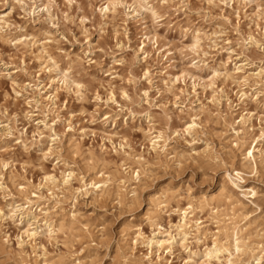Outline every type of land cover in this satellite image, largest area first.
Segmentation results:
<instances>
[{"label": "rangeland", "instance_id": "374dc122", "mask_svg": "<svg viewBox=\"0 0 264 264\" xmlns=\"http://www.w3.org/2000/svg\"><path fill=\"white\" fill-rule=\"evenodd\" d=\"M134 1L0 0V208L34 192L53 214L35 240L31 215L0 221V264L140 260L132 225L176 236L167 264H264V0ZM247 111L257 170L232 130ZM129 166L141 173L120 185ZM222 185L239 201L197 207Z\"/></svg>", "mask_w": 264, "mask_h": 264}, {"label": "bare ground", "instance_id": "6f19581e", "mask_svg": "<svg viewBox=\"0 0 264 264\" xmlns=\"http://www.w3.org/2000/svg\"><path fill=\"white\" fill-rule=\"evenodd\" d=\"M134 4H135V9L137 11H139V12L143 11L144 8L148 9V7L144 6L141 3V0H135ZM109 6L110 5H109V2H108V4L104 8L107 10V9H109ZM147 37H149V36H147ZM250 42L251 43H257L258 40L253 35H250ZM219 74H221V73L218 70H215V75L218 76ZM226 75L227 76H232L233 78H235L234 74H231L229 72H227ZM246 79H248V77L244 76V80H246ZM238 93H240L239 99L242 102L247 104L249 102L250 96L245 91H239ZM251 115H252V111H247L245 115L243 113L242 114V118L240 120H238V122H242V125L244 126V128L241 129V128H238V127L233 125L232 130L235 133V136L237 138L236 144L239 145V147H241V149L243 151L242 152L243 159H245L248 163L251 164L252 169H254V170L256 169L257 170L258 169V162H257L256 151L259 150L258 153L262 154L263 150L260 149V147L258 146L259 137H258V139H256V138L252 139L253 141H256V144L253 145V144H248L247 143V136L246 135L249 134V129L247 127H245V124L247 123V121H250V116ZM263 134H264V131H262L260 136H263ZM155 143L156 142L154 141L153 144H155ZM120 145H121V143H120ZM123 151H124V153H127L126 150H123ZM134 158H135L134 163L140 165L139 167H142V165H143L142 164V159H144V158L136 157V156H134ZM123 169L126 172L123 173V175L121 177V181L119 182V184L123 185V186H126V183L129 181V178H131V176H134V175L138 176L141 173V169L133 170L132 166L125 167V168L123 167ZM242 174H243L242 169H236L235 174H233V175L228 174V176L230 177L229 178V182H228V184L230 186L229 187L230 189L234 190L235 188H240L239 182L244 179ZM69 175H72V173L70 172ZM65 180L69 181L68 178H66ZM113 181H114V178L110 174V175L106 176L101 181L91 182V183H92V186L95 188V191H98V192H100L102 194L103 192L108 190L109 182H113ZM85 185H87V184H85ZM20 188L25 189L24 186H22ZM252 191H254L253 188H252ZM21 192L24 193L23 191H21ZM245 195H247V194L245 193ZM33 197H36L37 199H34ZM42 198H43V194H40V193H34V192L26 193V195L23 196V199L25 200L24 202L18 203L17 201H14L13 203L10 204L11 208H9L8 211H5L4 208H2V207L0 208V221L2 222V221L10 220V219H15V217L18 216L19 219H20L19 224H22L23 219L26 218L27 216L31 215V218L33 219V221H28L26 223L27 226L22 231V234H25L30 240H35L36 237L39 236L40 230H39L38 225L35 226L34 223L38 222L39 220L42 219V220L45 221V224H47L48 221L53 218V216H52L53 214H51L50 208H48V207H46V208L45 207H40L41 204H40L39 200L42 199ZM221 198H224L226 201H228V203L238 202L239 201V200H236V201L233 200V196H232L231 193H229V191L227 189V186L222 185L220 187V189L218 191V194L216 196H212L210 198L204 197L203 200L200 202L199 206H197V207L203 208L205 206H211L212 210L214 209L215 213H218L220 211V205H221L220 204V202H221L220 199ZM36 204H37V207L34 210V205H36ZM197 207H194V205H190V208H193L194 210ZM211 207H210V209H211ZM38 208H40L39 209V211H40L39 213H37V209ZM185 213H186V211H185ZM220 213H222V212H220ZM40 215L42 216L41 219H39ZM72 216L76 217V214L73 213ZM152 218H153V216L149 217V219H152ZM224 221H225V219H224ZM85 225L86 224H84V226ZM229 225H231V224H229ZM49 226H52V228H51L52 231L53 230L59 231V230H61L64 227V223L61 220L54 219L52 221V223L49 224ZM65 227H66V225H65ZM125 230L127 231L128 235L130 233L129 230H132L131 247L133 246V250H135L138 242L141 241L142 244L145 243L148 246L150 251L147 252L146 254H144L140 258L141 261L135 259V257H134V259H130L131 257H128V258H125L123 260L122 264H144L143 261H145V260L147 261L146 264H155V262H158V261L161 262V264L169 263V261H167V258H166L167 256L166 255L169 254V253L173 254L175 252L174 249H175L176 236L171 235L170 239H153V238L145 235V233L143 232V228L141 226H134V225L128 226L127 229H125ZM238 233H239V228H237V226H235L234 227V235L235 236L234 235H232V236L234 237V239H233L234 240V246L236 247L237 250H239L240 246H241ZM220 241H223V240L220 239ZM219 244H221V243H219ZM154 247H157L155 249L156 254H157V256L155 258H153V256H152V254L154 252ZM220 249H221V247L219 245H216L214 248H212L210 250L209 254H211V255L213 253L217 254V252H219ZM229 262H230L229 264H232V262L230 260H229Z\"/></svg>", "mask_w": 264, "mask_h": 264}]
</instances>
